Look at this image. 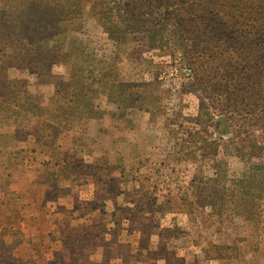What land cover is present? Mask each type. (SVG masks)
<instances>
[{"label": "rangeland", "instance_id": "1", "mask_svg": "<svg viewBox=\"0 0 264 264\" xmlns=\"http://www.w3.org/2000/svg\"><path fill=\"white\" fill-rule=\"evenodd\" d=\"M29 1L0 0V264L93 259L38 256L18 223L36 184L68 216L112 213L128 264H264V0H168L132 33L142 1L74 0L49 26Z\"/></svg>", "mask_w": 264, "mask_h": 264}, {"label": "crops", "instance_id": "2", "mask_svg": "<svg viewBox=\"0 0 264 264\" xmlns=\"http://www.w3.org/2000/svg\"><path fill=\"white\" fill-rule=\"evenodd\" d=\"M52 181L54 180L49 182ZM26 183L27 180L24 179V187L13 189L27 194ZM58 186L47 184L45 188L55 189ZM36 189L37 191L40 190L41 199L38 203L36 202L38 199H35L31 211L22 215L18 223L26 238L34 239L43 235L38 241L43 242L45 246L40 248L39 253H37L38 256L60 254L62 257H91L93 259H90L92 260L90 264H128L123 259L122 251H120V246L125 244L123 233L120 230L113 231L119 223L116 218H113L112 213L107 215L104 211L91 207L88 208L90 212L97 214L91 216V219H88V215H81V213L73 217L68 216L66 203L65 205L59 203L60 199L55 201L42 199V193L45 190L43 191L37 184ZM38 206H40L39 209L35 211ZM87 214L92 213L87 212ZM99 215L107 217L101 218ZM95 216L99 217V221ZM88 221L89 223L92 222L93 225L95 223L101 224L102 229H96L92 232L91 229H88L90 228ZM31 252L34 254V251ZM39 259L42 258H37L34 264H42ZM67 260L63 259L62 264H88V258L85 260L78 259L75 262H70L69 258Z\"/></svg>", "mask_w": 264, "mask_h": 264}, {"label": "trees", "instance_id": "3", "mask_svg": "<svg viewBox=\"0 0 264 264\" xmlns=\"http://www.w3.org/2000/svg\"><path fill=\"white\" fill-rule=\"evenodd\" d=\"M51 1L55 3L54 6L47 3V0H46L43 7L41 5L35 4V2L33 0L29 1V5L35 4L31 8L32 9V13H31L32 15L30 17V22H33L34 19H36V20L38 19V25L39 26H49L53 21V20L48 21V17H50V16H52V18H54V20H56V21L64 20L63 19L64 16H67V19L78 16V9L76 6H74V4H75L74 0H51ZM134 1H137V0H134ZM138 1H142V4L138 5V7H140V9L136 7V9L131 8V9H128V11L124 10L125 15H124V17L122 16V19H124L127 22V27H128L127 31H125V32L132 33V32H135V31L141 30V29L146 30V29H148L147 27L150 24L153 26L161 25V24H163L162 19L168 18L166 15V10H169V8H168L169 4L167 2L168 0H138ZM146 1H147V3H145ZM175 1H177V0H174V4H177V2H175ZM101 4L102 3L100 0H90V8L96 9L97 6L100 7ZM49 12H52V15H50ZM170 14H171L170 17L176 16V22H179L181 24L182 19L179 16L182 14L180 13V11L178 9H176V8L173 9L172 11H170ZM79 15H80V13H79ZM198 17H201L199 22L200 23L202 22V24H203V21L205 20L204 18L207 16L200 14V16L198 15ZM67 19L65 20V22L70 21V19L69 20H67ZM192 20L193 19H190V18L188 19V21H192ZM208 20L209 19H206L205 24L209 23ZM244 20H245L244 25H247L249 23H252V25H255L260 20V18L252 16L251 13H246L244 16ZM185 21L187 22V20H185ZM186 22L183 25H185ZM194 23H196L195 20H194ZM183 25H181V26H183ZM58 27H60V26H58ZM245 30L246 29H244V32H245ZM256 129H262V128L256 127ZM256 147H257V143L255 142L251 146V153H253V150H255ZM261 148H264V145ZM258 168H261L262 170H264V167L260 166ZM254 173L255 174H253V176H254L253 180L255 181L256 175H259V173H257V171H254ZM260 177L262 178V180L264 179V176L261 174H260ZM253 194H254V191H253Z\"/></svg>", "mask_w": 264, "mask_h": 264}]
</instances>
